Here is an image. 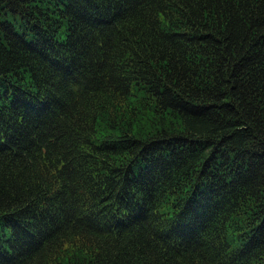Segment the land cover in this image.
I'll use <instances>...</instances> for the list:
<instances>
[{"label": "trees", "instance_id": "obj_1", "mask_svg": "<svg viewBox=\"0 0 264 264\" xmlns=\"http://www.w3.org/2000/svg\"><path fill=\"white\" fill-rule=\"evenodd\" d=\"M0 264H264V0H0Z\"/></svg>", "mask_w": 264, "mask_h": 264}]
</instances>
